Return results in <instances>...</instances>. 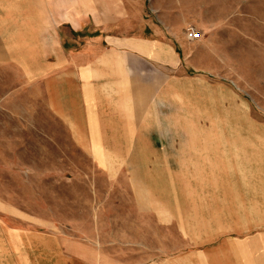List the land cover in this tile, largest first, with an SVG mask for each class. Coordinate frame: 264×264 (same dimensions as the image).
I'll return each mask as SVG.
<instances>
[{"label": "rangeland", "instance_id": "374dc122", "mask_svg": "<svg viewBox=\"0 0 264 264\" xmlns=\"http://www.w3.org/2000/svg\"><path fill=\"white\" fill-rule=\"evenodd\" d=\"M18 1L0 0V264H264V0ZM68 20L78 41L176 43L162 140L75 139L40 59Z\"/></svg>", "mask_w": 264, "mask_h": 264}, {"label": "crops", "instance_id": "0c3cea01", "mask_svg": "<svg viewBox=\"0 0 264 264\" xmlns=\"http://www.w3.org/2000/svg\"><path fill=\"white\" fill-rule=\"evenodd\" d=\"M79 29L86 28L69 20L58 24L51 36L53 50L40 58L49 61L58 86L52 107L71 126L75 139L109 152H134L138 143L162 140L158 138L167 131L163 126L171 123L164 113L170 92H178L169 85L170 70L179 71L176 43L169 36L94 35L88 28L78 41ZM209 256L207 264H217L218 257Z\"/></svg>", "mask_w": 264, "mask_h": 264}, {"label": "built area", "instance_id": "2783aa9c", "mask_svg": "<svg viewBox=\"0 0 264 264\" xmlns=\"http://www.w3.org/2000/svg\"><path fill=\"white\" fill-rule=\"evenodd\" d=\"M198 36L197 30L194 27H191L188 32V37L190 39H195Z\"/></svg>", "mask_w": 264, "mask_h": 264}]
</instances>
